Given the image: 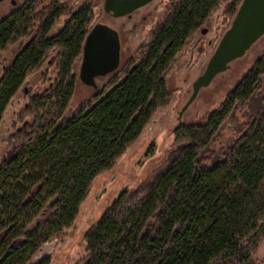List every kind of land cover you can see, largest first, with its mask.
Returning <instances> with one entry per match:
<instances>
[{
	"label": "trees",
	"instance_id": "1",
	"mask_svg": "<svg viewBox=\"0 0 264 264\" xmlns=\"http://www.w3.org/2000/svg\"><path fill=\"white\" fill-rule=\"evenodd\" d=\"M239 3L224 12L233 16ZM220 4L172 0L148 41L72 111L79 79L73 67L94 11L77 10L48 37L63 10L44 8L38 34L0 76L1 129L16 93L56 52L57 73L28 94L7 126L13 153L0 162V264H52L43 248L73 225L93 179L169 103L168 70ZM36 17L43 18L23 11L3 21L0 51L20 41ZM249 108L255 112L239 133L211 151L221 128ZM174 133L168 164L118 193L84 232V253L75 264H264L252 258L264 237V51L203 122L179 124Z\"/></svg>",
	"mask_w": 264,
	"mask_h": 264
},
{
	"label": "rangeland",
	"instance_id": "2",
	"mask_svg": "<svg viewBox=\"0 0 264 264\" xmlns=\"http://www.w3.org/2000/svg\"><path fill=\"white\" fill-rule=\"evenodd\" d=\"M170 1H155V7H151L150 16L143 21L142 25H136L130 31L121 22L125 20L124 18L109 15L102 7V0H95L96 6L90 24L93 25L98 21L106 22L119 30L122 42L119 65L121 66L131 54L135 53L136 47L140 44L143 36L149 39L153 27L165 18ZM229 1L223 0L221 10L217 8L211 13L207 22L202 26V28L205 27L206 32H202L201 28L195 32L183 46L172 67L168 70L166 81L168 88L173 92L169 103L157 110L136 142L120 156L116 163L93 179L89 194L81 204L73 225L67 228L50 248H43V252L48 250L51 255L52 264H75L78 262L84 253L85 241L83 234L91 224L97 221L106 206L117 197L120 191L125 188H135L156 168L168 164L175 137V128L179 124L203 122L209 112L219 105L227 91L239 81L255 59L262 54L264 51V34L247 49L244 55L232 60L227 70L218 73L210 84L202 86L196 97L186 107L181 117L178 118L179 112L192 92L193 81L202 73L220 35L232 22L233 16L222 10ZM208 39L211 41L209 42ZM20 43L18 41L13 46L20 45ZM12 47L0 51V76L3 71L2 64L12 56L10 52ZM50 55H53V53H49L37 70L30 74L6 111V114L8 112L7 120L0 129V162L13 153H9L7 150V142L5 141L9 133L7 126L12 125V119L15 117L16 112L24 107L28 94L41 91L48 82V75L50 78V76H55L57 73L56 64L53 61L49 62ZM79 66L80 58L75 61L73 67L77 73ZM109 76L110 74L97 77V88L88 86L78 79L69 104V110H74L84 99L96 93L108 80ZM12 111H15L14 114H12ZM254 112L255 110L252 108H249L245 113L238 111L235 118L221 128L211 144V151L219 150L227 145L239 133L242 122ZM252 258L256 260L264 258V237L259 242Z\"/></svg>",
	"mask_w": 264,
	"mask_h": 264
},
{
	"label": "water",
	"instance_id": "3",
	"mask_svg": "<svg viewBox=\"0 0 264 264\" xmlns=\"http://www.w3.org/2000/svg\"><path fill=\"white\" fill-rule=\"evenodd\" d=\"M151 0H104V10L111 16L130 14ZM206 31V29H204ZM264 34V0H242L230 26L223 32L202 73L192 84V92L179 112V117L196 97L202 86L230 66V62L245 54ZM120 36L116 28L96 22L88 30L82 45L78 78L97 88L96 78L114 72L120 65Z\"/></svg>",
	"mask_w": 264,
	"mask_h": 264
},
{
	"label": "flooded vegetation",
	"instance_id": "4",
	"mask_svg": "<svg viewBox=\"0 0 264 264\" xmlns=\"http://www.w3.org/2000/svg\"><path fill=\"white\" fill-rule=\"evenodd\" d=\"M155 1L158 2L159 0H151L148 3L138 7L137 9L132 11L130 14H126V15L121 16L122 18L125 19L124 21H121L122 24L125 25L124 27L125 28L127 27L128 30L132 31L134 26L139 25V24L142 25L143 21H145V19L150 16L149 14L151 13L150 12L151 7L152 8H153V6L155 7V3H156ZM222 1L223 0H221V3H222ZM241 1L242 0H240V3H241ZM171 2H172V0L170 1V4H171ZM232 2H233V0H230L228 2V4H226L225 6L229 7ZM240 3H239V5H240ZM49 4H54V5L60 6L61 9L63 10V13L60 14L59 17H57L56 19L53 20V22L55 24H54V27L52 28V30L50 31L48 37H52L53 35H55L57 33V31L62 28V26L64 25L66 20H68L71 16L73 17L74 15H76L77 10L83 9L84 7H87L89 9H91L92 11H94L95 6H96L95 0H0V15H1L0 24L5 20H7V21L11 20L15 15H17L23 11L24 12L30 11L31 16L32 15L33 16L34 15L35 16H41V17L43 16V18H41V20H40V17H36V18L31 20V23H30L31 26L28 29V32H27V26H26L25 34H24L23 38L19 41V42H21L20 45L14 46L10 49L12 56L17 51H19L20 49L24 48L25 46L27 47V44L29 42H31L33 40V38L38 34L37 33V28L39 27L38 25H40L41 21L42 20L44 21V19L46 17L45 15H42V13L45 12L44 8L46 6H48ZM239 5H238V7H239ZM102 7L104 9V0H102ZM221 7H222V4H220V7H219L220 10H221ZM226 7H224L222 10L225 11ZM238 7H237V9H238ZM237 9H236V11H237ZM235 13H234V15H235ZM234 15H233V18H234ZM233 18H232V20H233ZM43 21H42V23H43ZM157 25L155 27H153V30L157 27ZM91 26L92 25L90 24L88 30L91 28ZM112 27H114V26H112ZM114 28H116V27H114ZM204 29H205V27L204 28L201 27L202 32H206V31H204ZM88 30H87V32H88ZM153 30H152V32H153ZM118 32H119V30H118ZM221 35H220V37H221ZM119 36H120V33H119ZM220 37H219V39H220ZM208 40H209V42L211 41L210 39H208ZM147 41H148V39H146L145 36H143L140 44L136 47V50L140 47V45H142L143 43H146ZM120 43H122L121 38H120ZM121 49H122V45H121ZM50 53H53V55H50L51 58L49 61V62H52V59L56 56V52L53 50ZM81 54H82V46H81ZM133 54H131V55H133ZM80 60H81V56H80ZM7 62L2 64L3 70L6 68ZM78 72H79V69H78Z\"/></svg>",
	"mask_w": 264,
	"mask_h": 264
}]
</instances>
